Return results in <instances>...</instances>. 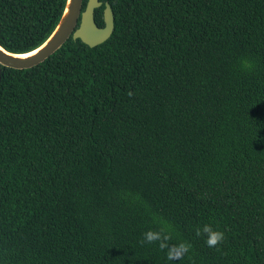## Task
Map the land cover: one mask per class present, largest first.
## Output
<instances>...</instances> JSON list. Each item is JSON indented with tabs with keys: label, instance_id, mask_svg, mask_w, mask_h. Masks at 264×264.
<instances>
[{
	"label": "trees",
	"instance_id": "trees-1",
	"mask_svg": "<svg viewBox=\"0 0 264 264\" xmlns=\"http://www.w3.org/2000/svg\"><path fill=\"white\" fill-rule=\"evenodd\" d=\"M99 1L105 42L0 64V264H264V0ZM65 3L0 0V43L35 49ZM160 226L179 260L141 243Z\"/></svg>",
	"mask_w": 264,
	"mask_h": 264
},
{
	"label": "water",
	"instance_id": "water-1",
	"mask_svg": "<svg viewBox=\"0 0 264 264\" xmlns=\"http://www.w3.org/2000/svg\"><path fill=\"white\" fill-rule=\"evenodd\" d=\"M66 0L63 13L48 38L33 50L12 52L0 43V64L14 69H29L46 61L71 38L95 47L110 38L114 31V13L109 3L104 9L105 26L99 27L95 10L103 5L99 0Z\"/></svg>",
	"mask_w": 264,
	"mask_h": 264
},
{
	"label": "clouds",
	"instance_id": "clouds-1",
	"mask_svg": "<svg viewBox=\"0 0 264 264\" xmlns=\"http://www.w3.org/2000/svg\"><path fill=\"white\" fill-rule=\"evenodd\" d=\"M141 243H157L160 249H166V257L169 261L179 260L187 253L191 247L190 243L181 241L175 245H169L167 242L171 238L169 232L164 226L149 228L143 232ZM196 236H204L208 247L217 246L224 238L223 232L214 229L211 224H203L195 229Z\"/></svg>",
	"mask_w": 264,
	"mask_h": 264
}]
</instances>
